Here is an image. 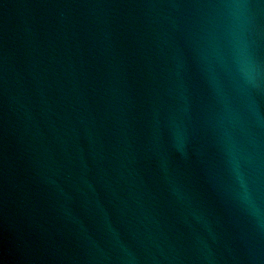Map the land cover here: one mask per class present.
Listing matches in <instances>:
<instances>
[{"label":"water","instance_id":"obj_1","mask_svg":"<svg viewBox=\"0 0 264 264\" xmlns=\"http://www.w3.org/2000/svg\"><path fill=\"white\" fill-rule=\"evenodd\" d=\"M0 264H264V0H0Z\"/></svg>","mask_w":264,"mask_h":264}]
</instances>
